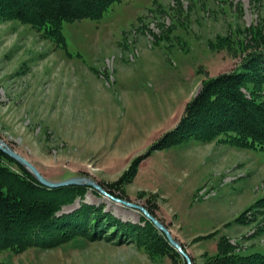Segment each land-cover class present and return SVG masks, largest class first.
<instances>
[{
  "label": "rangeland",
  "instance_id": "rangeland-1",
  "mask_svg": "<svg viewBox=\"0 0 264 264\" xmlns=\"http://www.w3.org/2000/svg\"><path fill=\"white\" fill-rule=\"evenodd\" d=\"M62 33L64 45L0 17V139L49 180L90 177L153 205L191 264L264 255V148L220 135L151 150L204 82L264 46V0H122ZM148 152L131 182H117ZM86 187L59 214L88 203L144 226L138 210ZM119 238L2 249L0 264H187L175 249L154 254Z\"/></svg>",
  "mask_w": 264,
  "mask_h": 264
},
{
  "label": "trees",
  "instance_id": "trees-1",
  "mask_svg": "<svg viewBox=\"0 0 264 264\" xmlns=\"http://www.w3.org/2000/svg\"><path fill=\"white\" fill-rule=\"evenodd\" d=\"M121 1L0 0V17L28 24L42 38L64 45V22L99 18ZM263 84L264 46L243 61L238 70L219 74L204 82L200 91L186 104L176 126L165 133L151 150L169 147L187 138L207 141L220 135L224 136V141L236 146L263 149L264 96L260 97L258 89ZM149 152L135 158L117 182H131L140 161ZM4 161L15 163L20 171L11 170ZM103 187L112 195L122 197ZM86 188L43 186L23 166L0 151V250L20 252L29 247L53 248L75 236L92 241L122 236L118 243H143L146 250L150 249L154 254L173 256L174 248L164 234L143 215L144 226L121 222L103 211L104 206L95 207L88 203L59 214L63 206L71 204ZM261 202L264 206V198ZM153 207L148 205L146 209L163 223ZM220 245L225 246L223 243ZM207 261L201 264H264V255L242 258L221 255Z\"/></svg>",
  "mask_w": 264,
  "mask_h": 264
},
{
  "label": "water",
  "instance_id": "water-1",
  "mask_svg": "<svg viewBox=\"0 0 264 264\" xmlns=\"http://www.w3.org/2000/svg\"><path fill=\"white\" fill-rule=\"evenodd\" d=\"M0 151H2L4 154L12 158L21 166H23L43 186H46L48 188H59L69 185L89 186L94 190H96L98 193H100L102 196H105L109 200H112L116 203L138 210L143 216H145L148 220H150L153 223L155 228L160 230L165 235L169 244L178 253H180L183 256L186 263L191 264L189 255L182 249L178 241H176L172 237L168 228L158 218L152 215L144 206L123 198L115 197L114 195L107 192L96 180L90 177L73 176L59 181L49 180L46 177H44L30 161H28L25 157L17 153L10 146L6 145L1 139H0Z\"/></svg>",
  "mask_w": 264,
  "mask_h": 264
}]
</instances>
